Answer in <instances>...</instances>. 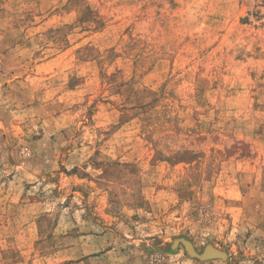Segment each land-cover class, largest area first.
Listing matches in <instances>:
<instances>
[{
  "label": "rangeland",
  "instance_id": "obj_1",
  "mask_svg": "<svg viewBox=\"0 0 264 264\" xmlns=\"http://www.w3.org/2000/svg\"><path fill=\"white\" fill-rule=\"evenodd\" d=\"M0 264H264V0H0Z\"/></svg>",
  "mask_w": 264,
  "mask_h": 264
},
{
  "label": "water",
  "instance_id": "obj_2",
  "mask_svg": "<svg viewBox=\"0 0 264 264\" xmlns=\"http://www.w3.org/2000/svg\"><path fill=\"white\" fill-rule=\"evenodd\" d=\"M185 244V247H186V250L189 254H192V255H196V253L193 251V248L192 246L189 244V243H184ZM188 247H191L192 249V252L189 251ZM206 250H211L213 252L212 255H205V252ZM200 260H206V259H209V258H215V257H218V258H225V254L223 252H220L218 250H216L215 248H213L212 246H206L203 253L200 255V256H197Z\"/></svg>",
  "mask_w": 264,
  "mask_h": 264
},
{
  "label": "bare ground",
  "instance_id": "obj_3",
  "mask_svg": "<svg viewBox=\"0 0 264 264\" xmlns=\"http://www.w3.org/2000/svg\"><path fill=\"white\" fill-rule=\"evenodd\" d=\"M189 251L192 252L191 247H188ZM213 252L211 250H206L205 255H212Z\"/></svg>",
  "mask_w": 264,
  "mask_h": 264
}]
</instances>
